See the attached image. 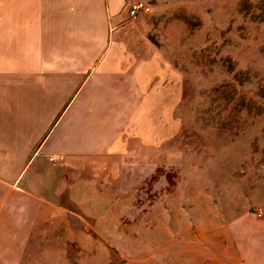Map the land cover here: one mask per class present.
I'll return each instance as SVG.
<instances>
[{"label": "crops", "instance_id": "crops-1", "mask_svg": "<svg viewBox=\"0 0 264 264\" xmlns=\"http://www.w3.org/2000/svg\"><path fill=\"white\" fill-rule=\"evenodd\" d=\"M136 1L0 0V264H264L263 225L203 227L186 210L132 255L66 251L153 182L170 136L164 109L154 126L153 63L120 39Z\"/></svg>", "mask_w": 264, "mask_h": 264}, {"label": "rangeland", "instance_id": "rangeland-1", "mask_svg": "<svg viewBox=\"0 0 264 264\" xmlns=\"http://www.w3.org/2000/svg\"><path fill=\"white\" fill-rule=\"evenodd\" d=\"M142 1L152 10L128 8L120 39L153 63L154 126L164 109L170 136L153 182L133 186L137 199L107 202L102 227L76 233L70 255H132L133 241L160 240L184 210L203 227L264 226V0Z\"/></svg>", "mask_w": 264, "mask_h": 264}, {"label": "built area", "instance_id": "built-area-1", "mask_svg": "<svg viewBox=\"0 0 264 264\" xmlns=\"http://www.w3.org/2000/svg\"><path fill=\"white\" fill-rule=\"evenodd\" d=\"M152 10V6L142 0L136 1L129 7V15L131 17H136L141 13H148Z\"/></svg>", "mask_w": 264, "mask_h": 264}]
</instances>
